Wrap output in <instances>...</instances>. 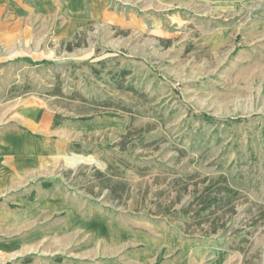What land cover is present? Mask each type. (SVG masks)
Masks as SVG:
<instances>
[{
	"label": "rangeland",
	"instance_id": "rangeland-1",
	"mask_svg": "<svg viewBox=\"0 0 264 264\" xmlns=\"http://www.w3.org/2000/svg\"><path fill=\"white\" fill-rule=\"evenodd\" d=\"M70 40L80 45L68 51ZM17 56L54 64L12 61ZM26 97L93 129L71 140L83 143L89 163L65 177L62 169L46 193L60 191L83 218L110 231L98 238L110 256H80L91 238L72 232L12 254L5 244L0 264H132L136 254L162 247L164 264H178L191 241L203 243L200 258L207 247L225 253L222 264H264V0L244 2L226 18L207 17L206 3L195 9L190 1L0 0V113ZM199 113L246 120L209 122ZM109 162L130 185L125 204L108 189L93 196L82 187L93 168L110 175ZM219 175L239 191L235 213L223 230L184 234L195 224L187 228L190 217L179 208L203 177ZM167 205L170 214L159 215Z\"/></svg>",
	"mask_w": 264,
	"mask_h": 264
},
{
	"label": "crops",
	"instance_id": "crops-1",
	"mask_svg": "<svg viewBox=\"0 0 264 264\" xmlns=\"http://www.w3.org/2000/svg\"><path fill=\"white\" fill-rule=\"evenodd\" d=\"M163 1L150 0L155 3ZM177 1H190L195 9L206 3L207 17L216 14L226 18L237 15L244 2L252 0ZM91 132L93 129L88 125L69 122L65 115L52 110L39 97L19 98L5 105L0 113V249L5 244H8L5 251L10 254L21 249H35L50 235L76 232L83 233L86 239L91 238V247L83 246L80 256L92 257V260L100 255L110 256L98 240L106 235L110 237V231L107 234L103 225H97V221L93 225L92 219L83 218L77 211V203L68 202L60 191L46 193L62 169L65 177L72 168L83 162L89 163L90 154L71 150L70 143L75 134ZM62 215L68 218L52 226L51 220ZM202 244L197 241L184 243L181 248L186 250L178 264H189V261L196 264V257L207 264L209 256L208 264L224 262L225 253L217 249L206 247L203 258L196 255L195 251ZM164 248L160 252L151 250L136 254L132 264H164ZM174 250L172 248V252Z\"/></svg>",
	"mask_w": 264,
	"mask_h": 264
},
{
	"label": "trees",
	"instance_id": "trees-1",
	"mask_svg": "<svg viewBox=\"0 0 264 264\" xmlns=\"http://www.w3.org/2000/svg\"><path fill=\"white\" fill-rule=\"evenodd\" d=\"M79 45L80 43L78 41L70 40L66 41L65 48L68 51H71ZM12 61H21L35 67L49 66L54 64L51 60H33L27 56H17ZM84 63H87V61H82L80 64ZM123 110L128 111V109L125 108H123ZM198 116L209 122L221 120L225 123H237L246 120V118L241 117H224L222 119H218L215 116L207 115L205 113H199ZM130 132L131 131L129 129L125 133L121 134L122 140L127 138ZM138 136H141V134ZM118 144L120 150H126L127 147L126 145H123L122 141H120ZM86 145L88 146V144ZM111 146L114 145L111 144ZM82 147L83 143L80 141H73L70 143V149L76 152H81ZM88 151L90 152L91 149ZM107 169L112 171L110 175H107L104 171H101L97 168H93L94 171L91 176L92 178L87 179L86 182L88 183L84 184L82 187L84 188L85 192L93 196H98L101 194V192H103V190L108 189L111 200L115 201L117 205L125 204L131 196L129 183L121 177L118 167H113L112 163L109 162L107 164ZM69 172L70 171H68V174ZM80 173L81 170H79L77 175L80 176ZM202 182L206 184L201 189H197L195 186L193 199L187 206L180 207L178 212L180 216L190 217L189 227L187 228H190L191 221L194 222L195 228L193 230L185 229V232H183L184 234L190 236L194 235L195 231H198L200 236H208L211 233L217 232L218 229L223 230L225 228L226 215L235 213L234 203L237 200L239 191L237 188L230 185L225 175H219L215 179L203 177ZM184 186L185 187H183V189H187V186ZM94 187H97L98 191H94ZM79 188H81V186ZM140 195V200L138 201L142 205V202L145 201L147 196V190H143ZM138 201L136 203H138ZM140 203L138 204L140 205ZM170 212L171 211L168 209L167 205L166 207H163L162 210L158 212V214L166 215L170 214Z\"/></svg>",
	"mask_w": 264,
	"mask_h": 264
}]
</instances>
